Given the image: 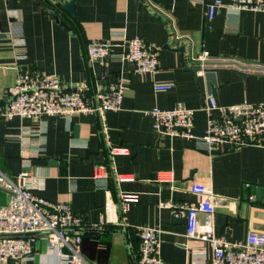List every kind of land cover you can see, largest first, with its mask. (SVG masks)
Listing matches in <instances>:
<instances>
[{"label": "crops", "instance_id": "1", "mask_svg": "<svg viewBox=\"0 0 264 264\" xmlns=\"http://www.w3.org/2000/svg\"><path fill=\"white\" fill-rule=\"evenodd\" d=\"M56 1L0 0V103L18 76L53 75L68 88L86 84L92 106L97 90L122 84L121 107L70 119L2 120V172L12 180L30 172L34 195L68 202L83 217L81 252L91 264H139L138 227L158 231L157 253L166 263L211 264L210 246L188 239L186 217L163 205L196 204L188 190L193 181L212 190L215 235L237 243L251 231L264 234V139L211 149L203 139L209 95L220 106L264 103V12L220 7L207 21L206 0H74L75 16L61 9L57 23L48 11ZM132 37L156 47V73L134 72L123 58L119 42ZM92 40L114 43L104 65L88 60ZM204 54L202 66L197 59ZM158 83L170 89L154 90ZM178 104L194 112L192 137L158 130L149 114ZM111 146L126 154L112 156ZM117 174L132 181L119 183ZM121 193L138 196L122 215ZM7 201L0 188V207ZM115 216L127 226L102 224ZM11 264L60 260L39 238L28 258Z\"/></svg>", "mask_w": 264, "mask_h": 264}, {"label": "built area", "instance_id": "2", "mask_svg": "<svg viewBox=\"0 0 264 264\" xmlns=\"http://www.w3.org/2000/svg\"><path fill=\"white\" fill-rule=\"evenodd\" d=\"M220 7L262 11L264 0H232L224 4L222 0H206V20L211 21ZM123 58L134 66V72L154 74L158 71L157 49L140 37L123 38L119 42ZM114 43L109 40H92L86 46L90 62L104 65ZM205 54L197 59L202 64ZM203 68L196 70L200 75ZM170 84H154V90L165 91ZM88 86L82 84L68 88L60 84L53 75H22L7 89V100L0 103V122L14 118H54L70 119L76 114L99 113L120 109L122 84L110 83L104 90H97L95 105L88 104ZM203 109L207 115L203 139L208 148L228 143L233 147L258 144L264 139V103L242 102L220 106L209 95ZM149 114L156 120L158 130L193 136L194 112L181 104L170 110L152 108ZM112 156L126 154V149L110 147ZM30 172L21 170L14 180L0 169V188L8 195L7 203L0 207V264H11L28 258L39 238L44 239L49 248L55 250L60 264H91L81 252L83 217L71 210L68 202H52L34 195L28 181ZM97 171L95 177H99ZM160 178V177H159ZM158 178V179H159ZM161 179V178H160ZM119 183L130 182L132 177L117 174ZM188 190L198 198L196 204L179 206L163 204L174 214H183L187 220L186 236L197 238L208 244L212 250L211 264H264V234L251 231L244 242L229 243L224 237L214 234L211 216L214 212V195L206 182L193 181ZM136 194L121 193L118 201L120 214H124L130 204L136 202ZM105 210L112 212L111 205ZM201 214L203 219H198ZM127 226L121 216L108 218L102 224ZM139 240V264H168L158 256V231L150 227L135 229Z\"/></svg>", "mask_w": 264, "mask_h": 264}, {"label": "water", "instance_id": "3", "mask_svg": "<svg viewBox=\"0 0 264 264\" xmlns=\"http://www.w3.org/2000/svg\"><path fill=\"white\" fill-rule=\"evenodd\" d=\"M152 1H155V0H152ZM65 10L67 11L68 13L72 14L75 16V13H74V0H69V1H65V2H62V0H57L54 4H53V9H50L48 10L49 13L53 14L55 17V21L58 23L59 22V18H58V15L57 13L60 11V10ZM0 31L1 28H0ZM203 36V33H201V38ZM183 49V48H181ZM243 75V74H242Z\"/></svg>", "mask_w": 264, "mask_h": 264}]
</instances>
